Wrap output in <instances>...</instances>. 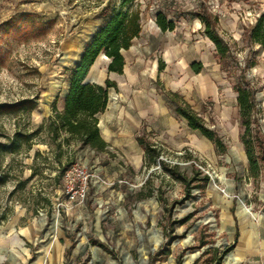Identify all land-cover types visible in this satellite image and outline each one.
Here are the masks:
<instances>
[{"label":"rangeland","instance_id":"1","mask_svg":"<svg viewBox=\"0 0 264 264\" xmlns=\"http://www.w3.org/2000/svg\"><path fill=\"white\" fill-rule=\"evenodd\" d=\"M137 1L142 31L123 73L99 56L87 76L116 84L97 117L107 150L72 147L58 166L50 106L57 98L61 110L73 67L121 0H0V264H264V163L252 177L232 89L243 71L264 142V46L245 38L264 0ZM203 8L230 74L195 16ZM158 12L173 31L157 28ZM170 93L226 153L175 114ZM138 138L159 154L153 165Z\"/></svg>","mask_w":264,"mask_h":264},{"label":"trees","instance_id":"2","mask_svg":"<svg viewBox=\"0 0 264 264\" xmlns=\"http://www.w3.org/2000/svg\"><path fill=\"white\" fill-rule=\"evenodd\" d=\"M119 9H113L106 17L104 24L92 36L89 44L75 64L68 80V87L62 100L61 110L57 108V98L51 104V114L46 121V134L54 147L52 152L54 162L58 166H68L70 158L62 161L64 150L67 154L71 148L88 149L93 152H106L108 145L99 134L97 117L103 114L108 106L109 91L116 89V84L105 80L103 85L85 82L89 70L100 55L108 60L106 67L108 74L121 75L125 65L123 52L128 51L134 40L140 37L141 5L137 0H121ZM203 24L205 37L214 45L218 62L223 72H229V60L232 59L230 48L222 41L212 28L211 21L205 9L195 13ZM155 25L162 32L173 31L175 24L158 12L155 16ZM246 40L258 46H264V17L249 28ZM191 70L198 74L202 66L192 63ZM232 75L229 77L231 78ZM233 91L236 94L238 118L240 122V142L246 157L248 170L254 178L258 177L260 165L264 163V142L259 139L258 120L256 117L257 105L255 90L247 80L245 73L235 77ZM168 98L175 104V114L186 121L192 131L199 132L213 146L217 153H226V147L217 134L208 129L204 119L185 103L177 94L170 93ZM144 148L148 165L159 160V154L151 151L142 139H137ZM50 148V144H46ZM159 162V161H158ZM174 169H178L174 166ZM174 169L164 168L166 173L172 174ZM179 180L186 182L182 177ZM207 179H205L206 181ZM221 258H216L220 264ZM176 264H181L180 260Z\"/></svg>","mask_w":264,"mask_h":264},{"label":"bare ground","instance_id":"3","mask_svg":"<svg viewBox=\"0 0 264 264\" xmlns=\"http://www.w3.org/2000/svg\"><path fill=\"white\" fill-rule=\"evenodd\" d=\"M100 57L105 58L103 55H100ZM86 80L88 81V78H86ZM100 125H101V124H100ZM101 127H102V125H101ZM99 128H100V126H99ZM101 130H102V129H101ZM101 136H102V137H109V136H110V132L108 131V129L104 128V129H103V133H102Z\"/></svg>","mask_w":264,"mask_h":264},{"label":"water","instance_id":"4","mask_svg":"<svg viewBox=\"0 0 264 264\" xmlns=\"http://www.w3.org/2000/svg\"><path fill=\"white\" fill-rule=\"evenodd\" d=\"M103 56H104V55H103ZM104 57H105V56H104ZM85 82H90V83L98 84V83H96V82H91V81H87V80H86Z\"/></svg>","mask_w":264,"mask_h":264}]
</instances>
